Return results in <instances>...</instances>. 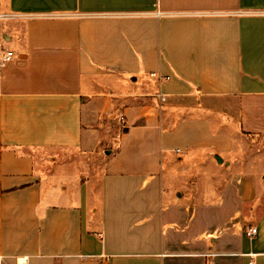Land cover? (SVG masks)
<instances>
[{
    "label": "crops",
    "instance_id": "crops-1",
    "mask_svg": "<svg viewBox=\"0 0 264 264\" xmlns=\"http://www.w3.org/2000/svg\"><path fill=\"white\" fill-rule=\"evenodd\" d=\"M1 48L0 264H264V0H0Z\"/></svg>",
    "mask_w": 264,
    "mask_h": 264
},
{
    "label": "built area",
    "instance_id": "built-area-1",
    "mask_svg": "<svg viewBox=\"0 0 264 264\" xmlns=\"http://www.w3.org/2000/svg\"><path fill=\"white\" fill-rule=\"evenodd\" d=\"M14 57V52L13 50H6L4 48L0 49V67L5 66L6 64H8L9 62H11V60ZM153 76L158 77L159 79H169V76H163L157 73H152ZM162 99H164V96L162 95ZM257 231V228L255 227H251L247 230V235L248 236H253L255 235ZM101 258L103 259V264H108L109 261V256L106 255H102Z\"/></svg>",
    "mask_w": 264,
    "mask_h": 264
}]
</instances>
